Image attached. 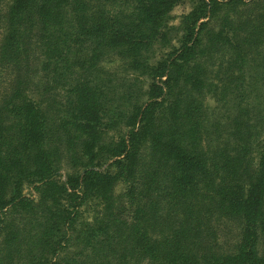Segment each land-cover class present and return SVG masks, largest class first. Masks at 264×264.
I'll use <instances>...</instances> for the list:
<instances>
[{
  "label": "trees",
  "instance_id": "1",
  "mask_svg": "<svg viewBox=\"0 0 264 264\" xmlns=\"http://www.w3.org/2000/svg\"><path fill=\"white\" fill-rule=\"evenodd\" d=\"M182 1L0 0V264H264V0Z\"/></svg>",
  "mask_w": 264,
  "mask_h": 264
},
{
  "label": "rangeland",
  "instance_id": "2",
  "mask_svg": "<svg viewBox=\"0 0 264 264\" xmlns=\"http://www.w3.org/2000/svg\"><path fill=\"white\" fill-rule=\"evenodd\" d=\"M192 2V1H191ZM192 6V3H190L189 0L182 1L178 3L174 8L170 11L167 21H166V27H168L169 30L167 32V36L163 40L162 46L159 49L158 53L167 52L170 50L172 46H176L178 44V38L181 35V22H182V16L186 15L190 8ZM209 105L211 107L214 106V104L209 101ZM64 172L61 173V177L63 178Z\"/></svg>",
  "mask_w": 264,
  "mask_h": 264
}]
</instances>
